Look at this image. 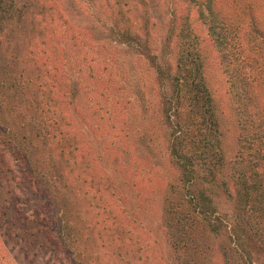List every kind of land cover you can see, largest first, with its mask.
Wrapping results in <instances>:
<instances>
[{"label": "rangeland", "instance_id": "1", "mask_svg": "<svg viewBox=\"0 0 264 264\" xmlns=\"http://www.w3.org/2000/svg\"><path fill=\"white\" fill-rule=\"evenodd\" d=\"M220 1L223 11L250 6L260 19L264 17V0ZM188 2L47 1L48 13L40 18L42 27L33 35L48 47L46 53L51 52L53 70H49L48 83L66 94L51 100L52 92L46 94L47 84L43 103L50 107L45 116L50 121L64 116L72 145L65 148L67 162H57L60 181H54L53 175L49 178L63 195L49 204L45 195L54 185L42 183L29 189L26 164L8 158L13 176L6 173V180L0 176L2 189L12 191L6 199L27 220L37 219L36 229L44 224L43 240L37 248L36 243L27 247L23 255V250L10 248L16 247V242L4 246L1 237L0 264H180L162 224L166 194L176 182L177 171L169 159L168 125L161 112L160 90L147 60L133 50L132 44L120 42L112 31L140 28L133 33L143 37L141 31L145 32L146 43L163 65L162 71L173 72L175 29ZM189 27L198 38L206 85L213 96L226 176L237 149L236 116L214 48L194 10H190ZM32 41L31 37L28 43ZM56 149L54 155L61 157ZM215 207V215H225L224 225H228L232 204L220 198ZM66 223H70V233L60 238L57 231ZM218 229V235L207 239V264H264V252L245 244L238 247L228 229Z\"/></svg>", "mask_w": 264, "mask_h": 264}, {"label": "trees", "instance_id": "2", "mask_svg": "<svg viewBox=\"0 0 264 264\" xmlns=\"http://www.w3.org/2000/svg\"><path fill=\"white\" fill-rule=\"evenodd\" d=\"M47 1L0 0V176L6 180L8 173L12 177L10 162L17 159L27 166L30 176L27 183L24 179L22 183L29 189L42 183L54 185L51 175L54 181H60L57 162H67L65 148L72 145L64 116L59 115L58 121L45 116L50 107L43 103L47 84L46 94L52 92L51 100L66 94L48 83L49 70H53L51 52L46 53L48 47L33 35L42 27L40 18L48 13ZM188 3L175 29L173 72L162 71L163 65L146 43L145 32L141 31L143 37L133 33L140 28L128 26L112 33L120 42L132 44L133 50L147 60L160 90L161 112L168 125L169 159L177 171L163 206L165 236L180 264H207V239L219 234L218 227L228 229L238 247L245 244L264 252V17L260 19L250 6L223 11L220 0ZM190 10L196 13L214 48L236 116L237 149L226 176L221 130L198 53V38L190 31ZM31 37L33 41L28 43ZM55 147L61 157L54 155ZM2 188L0 183L1 243L16 242V247L10 248L23 250L26 255L27 247L41 245L44 224L36 229L38 220L22 216L21 210L6 199L12 191ZM59 190L58 185L52 186L44 200L49 204L51 199L61 197ZM220 198L228 200L233 208L232 221L229 219L226 226V216L215 215ZM69 224L59 227L60 238L70 233Z\"/></svg>", "mask_w": 264, "mask_h": 264}]
</instances>
